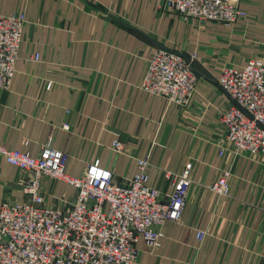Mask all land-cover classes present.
Returning <instances> with one entry per match:
<instances>
[{
    "label": "crops",
    "instance_id": "crops-1",
    "mask_svg": "<svg viewBox=\"0 0 264 264\" xmlns=\"http://www.w3.org/2000/svg\"><path fill=\"white\" fill-rule=\"evenodd\" d=\"M240 6L247 26L183 19L162 0H0V14L23 12L27 20L12 83L0 89L1 145L37 156L49 142L66 154L67 174L97 163L119 183L147 158L148 183L165 194L172 183L163 170L192 162L180 221L164 223L158 246L140 239L134 264H264V155L235 154L228 144L218 154L217 116L229 100L215 78L224 65L264 58V0ZM161 46L195 56L197 85L183 108L140 87ZM117 139L121 153L111 149ZM223 170L231 188L220 197L209 185ZM19 176L0 156V203L26 198ZM44 195L65 207L75 189L48 181Z\"/></svg>",
    "mask_w": 264,
    "mask_h": 264
},
{
    "label": "built area",
    "instance_id": "built-area-1",
    "mask_svg": "<svg viewBox=\"0 0 264 264\" xmlns=\"http://www.w3.org/2000/svg\"><path fill=\"white\" fill-rule=\"evenodd\" d=\"M241 0H162L163 8L183 19L247 26L250 16ZM23 12L0 14V89L8 90L23 38ZM32 58L39 59L34 53ZM195 56L158 47L148 60L142 90L184 107L197 85ZM228 97L217 120L222 138L218 154L228 144L235 154L264 155V58L253 57L243 66L224 65L215 78ZM46 89L52 87L48 81ZM111 149L124 150L120 140ZM0 156L16 166L24 200L0 203V264H134L141 239L159 245L166 221L179 222L191 187L192 162L182 170H163L172 189L163 193L148 183L147 158L137 159V170L127 183L115 180L111 170L90 163L79 176L65 172L66 154L44 144L37 156L0 144ZM230 170L209 188L217 196L230 192ZM61 181L75 189L73 202L63 207L46 203L45 186ZM202 239L204 232L197 231Z\"/></svg>",
    "mask_w": 264,
    "mask_h": 264
}]
</instances>
